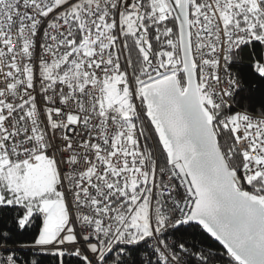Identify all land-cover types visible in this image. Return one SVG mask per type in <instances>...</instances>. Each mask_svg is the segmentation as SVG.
I'll return each instance as SVG.
<instances>
[{"label":"snow or ice","instance_id":"snow-or-ice-1","mask_svg":"<svg viewBox=\"0 0 264 264\" xmlns=\"http://www.w3.org/2000/svg\"><path fill=\"white\" fill-rule=\"evenodd\" d=\"M0 264H264V0H0Z\"/></svg>","mask_w":264,"mask_h":264}]
</instances>
